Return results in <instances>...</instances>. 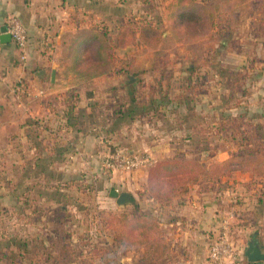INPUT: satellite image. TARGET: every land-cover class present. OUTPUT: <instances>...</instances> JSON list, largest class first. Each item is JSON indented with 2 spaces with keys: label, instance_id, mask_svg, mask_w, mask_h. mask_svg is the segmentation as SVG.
Wrapping results in <instances>:
<instances>
[{
  "label": "rangeland",
  "instance_id": "374dc122",
  "mask_svg": "<svg viewBox=\"0 0 264 264\" xmlns=\"http://www.w3.org/2000/svg\"><path fill=\"white\" fill-rule=\"evenodd\" d=\"M89 1L95 14L87 21L86 35L93 43L82 56L68 41L58 61L59 86L48 84L37 95L28 78L0 66V103H10L9 110L0 108V130L13 139L11 153H16L10 155L1 133L0 264H10L3 254L24 245L27 253L16 264H183L187 258L170 225L182 218L175 216L176 208L187 197L157 206L148 200L149 169L121 174L105 163L122 151L148 154L155 162L200 159L208 167L264 148V5L233 13L229 3L194 0L208 3L205 20L180 24L173 14L178 0ZM145 24L162 32L160 42L141 40ZM126 27L134 40L118 46V34ZM9 55L15 68L23 66L17 47ZM19 81L30 95L13 93ZM74 98V123L84 124L86 131L66 142L65 136L49 137V127L37 117L30 119L28 142L20 141L19 127L27 121L23 104H51L48 109L60 128L62 103ZM45 144L59 153L52 180L48 173L19 170L20 158L35 163V147ZM67 164L73 168L69 172ZM189 187V196L195 190L216 191L221 199L219 214L230 225L220 226L215 242H229L235 255L230 260H246L255 233L264 250V167ZM112 190L131 194L132 204L120 207ZM39 192L53 201L44 219L37 214ZM122 215L160 222L166 245L160 261L146 260L148 244L119 240ZM214 243L208 245L209 262Z\"/></svg>",
  "mask_w": 264,
  "mask_h": 264
},
{
  "label": "crops",
  "instance_id": "0c3cea01",
  "mask_svg": "<svg viewBox=\"0 0 264 264\" xmlns=\"http://www.w3.org/2000/svg\"><path fill=\"white\" fill-rule=\"evenodd\" d=\"M91 7L89 0H0V35L1 29L7 25L8 18L16 16L26 28L29 40L26 52L27 59L22 64L23 66L20 65L18 68H15L9 55L16 48L13 42L8 45L0 44V66H6L10 74L28 78L31 86L37 90V95L45 93V86L48 84L59 86L58 84L61 83V72L59 71L60 65L58 61L63 52L69 47L67 45L68 41L74 42L73 46H76L78 51L80 46L90 41V36L86 35V31L89 29L88 19L95 14V12H92ZM53 72L56 74L54 83L52 82ZM50 105L49 103L38 105L28 103L23 104L22 109L18 106L21 110H24V116L27 118L25 125L23 124V126L19 127L18 135L21 142H28L27 133L31 124L30 119L37 117L42 120V124L49 127V137L65 136L66 142L69 139L70 141L73 139V134L76 132L73 125L71 124L69 127L68 120L62 118L60 123L62 127L58 128L55 126V119L51 116L48 109ZM0 108L9 110L10 103L2 101ZM44 108L47 109L43 112ZM13 109L17 110L16 106ZM25 131H27L26 134ZM1 133L6 136V149L9 150L10 155H16V153H11L13 139L0 130V135ZM87 137L89 138L90 136L88 135ZM0 138L3 139L2 137ZM42 139L41 136L39 140L41 141ZM40 150L42 151V148ZM52 155L49 156L51 158L38 161L37 163H31L28 159L27 161L20 158L18 168L22 172H32L34 170L35 172L48 173L51 178V174L57 173L59 169L57 157ZM65 168L66 172H69V169H73L69 164ZM43 196L45 195L39 192L38 197L40 199L38 202L36 201V208L39 210L37 214L41 215L42 219L47 215L46 210H53L52 196L50 195L51 199L48 201ZM216 196V191L198 193L195 190L182 201V206L176 208L177 213L175 216L182 218L174 220L170 227L175 231L173 237L177 241L174 242H179L182 245V252L186 255L187 259L182 260L183 264L212 263L205 259V257L208 258V245L211 242H215L220 233L218 232L220 226H225L223 223L227 221V219L222 220V215L219 214V209L222 205L219 204L221 199H217ZM22 205L24 204L22 203ZM55 206L56 204L54 203ZM26 213L28 212L25 211L24 214ZM242 233L245 234L247 232ZM261 249L264 253L262 245ZM222 264L252 263L248 262L246 258L244 262L226 259ZM254 264H264V262Z\"/></svg>",
  "mask_w": 264,
  "mask_h": 264
},
{
  "label": "trees",
  "instance_id": "16d2710c",
  "mask_svg": "<svg viewBox=\"0 0 264 264\" xmlns=\"http://www.w3.org/2000/svg\"><path fill=\"white\" fill-rule=\"evenodd\" d=\"M97 1V0H92ZM217 2L229 3L230 12H235L239 8H248L255 4L264 5V0H216ZM208 3H200L194 0H178L173 9L174 21L176 23H198L205 20L206 13L208 11ZM127 37L130 39L128 40ZM140 38L146 44L152 42H160L162 39V32L152 24H145L141 27ZM134 40L129 27L120 30L118 34V46L129 44ZM93 39L80 46V52L83 56L86 46L92 45ZM87 44V45H86ZM102 47H99L101 50ZM83 58V57H81ZM85 60V59H84ZM83 60V61H84ZM76 100V101H73ZM77 98L68 100L65 99L62 103L65 119L68 120V126L71 124L76 132L86 131L84 124L74 123V116L71 112L73 108L78 107ZM77 109V108H76ZM89 109L87 108V111ZM79 111V108H78ZM81 111V110H80ZM63 117V118H64ZM78 127V128H76ZM28 137V135H27ZM29 139V138H28ZM45 146H42V151L38 146L35 147L36 155L34 162L45 160L56 156L59 153L56 152V148L50 146L49 150H46ZM47 151V155L44 153ZM60 151V150H59ZM62 155H65L63 151H60ZM259 167H264V148H258L257 152L247 156H232L229 159L222 162H214L208 167L203 166L200 159L194 160H162L156 161L155 164L149 168V184L147 192L149 195L148 200L157 206L167 207L173 202L186 198L190 193V185H197L199 183L217 182L222 178H227L233 173L240 172L242 174L255 172ZM26 195V194H25ZM27 201V200H26ZM26 204V203H24ZM120 224L123 230H117L119 240L122 239L126 243L133 245L148 244V252L146 253V260L152 259L160 261L165 253L166 245L161 240L162 228L158 220L149 218L145 215H139L135 218H129L127 215H122L120 218ZM160 238V240H159ZM27 246H19L18 250L10 249L9 254H3L10 264H16V260L26 255Z\"/></svg>",
  "mask_w": 264,
  "mask_h": 264
},
{
  "label": "built area",
  "instance_id": "2783aa9c",
  "mask_svg": "<svg viewBox=\"0 0 264 264\" xmlns=\"http://www.w3.org/2000/svg\"><path fill=\"white\" fill-rule=\"evenodd\" d=\"M8 33L12 37V42L22 53V61H26V52L28 49V34L21 20L16 16H11L7 21ZM1 52V45H0ZM13 93L18 95H30L28 87L22 81H19L13 88ZM155 164V160L148 154H126L122 151H116L110 154L109 159L105 163V167L117 173H133L140 172L151 168ZM230 221L225 222V228H229ZM229 257V258H228ZM234 249L226 239L215 242L211 248L210 259L212 262L221 264L225 259H233ZM224 259V260H223Z\"/></svg>",
  "mask_w": 264,
  "mask_h": 264
},
{
  "label": "water",
  "instance_id": "95a60500",
  "mask_svg": "<svg viewBox=\"0 0 264 264\" xmlns=\"http://www.w3.org/2000/svg\"><path fill=\"white\" fill-rule=\"evenodd\" d=\"M10 43H12V37L8 33L7 26H4L1 29L0 44L1 45H8ZM55 76H56V74H55V72H53V74H52V82L53 83L55 82ZM110 196H111V198L117 199V204L120 207H124L128 204H132V202H130L131 194H129V193L120 194L118 191L112 190L110 192ZM257 237H258L257 233H255L252 236L251 241L248 243V247H247V250L245 252V256H246L248 262H250L252 264L264 262V253L262 252V249H261L260 240Z\"/></svg>",
  "mask_w": 264,
  "mask_h": 264
}]
</instances>
